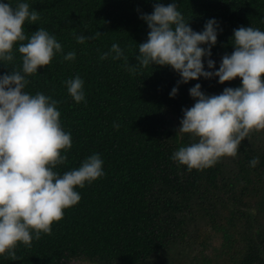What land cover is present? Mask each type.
Segmentation results:
<instances>
[{"label":"trees","instance_id":"1","mask_svg":"<svg viewBox=\"0 0 264 264\" xmlns=\"http://www.w3.org/2000/svg\"><path fill=\"white\" fill-rule=\"evenodd\" d=\"M27 2L39 20L25 22V34L43 27L63 49L27 76L25 88L55 99L61 126L71 134L66 160L54 171L77 168L98 153L104 176L75 188L79 202L64 209L50 234L33 239L31 247L18 244L15 257L0 255V264H264V129L242 140L236 157L206 169L188 170L170 159L192 142L188 134L176 135L182 108L194 103L188 89L200 83L205 94H219L238 87L240 78L222 84L216 77L190 80L170 97L180 78L169 66L137 65L131 73L125 66L137 63V44L147 39L139 16L172 0ZM177 8L194 31L209 18L219 22L222 31L211 49L215 68L233 51V29L264 31V0H177ZM75 35L94 38L79 44ZM114 42L127 59L101 60ZM16 48L14 61L0 64V74L19 70ZM69 51L76 53L72 61L63 59ZM75 76L84 81L86 102L79 104L64 84ZM253 157L258 163L250 167Z\"/></svg>","mask_w":264,"mask_h":264},{"label":"clouds","instance_id":"2","mask_svg":"<svg viewBox=\"0 0 264 264\" xmlns=\"http://www.w3.org/2000/svg\"><path fill=\"white\" fill-rule=\"evenodd\" d=\"M139 18L149 29L147 39L137 44V63L125 66L130 73L137 65L169 66L180 78L170 97L177 94L180 83L190 80L216 77L222 84L240 78L238 87H225L219 94H205L200 83L188 89L194 103L182 108L176 135L182 138L188 134L192 142L180 145L170 159L188 170H200L222 157H236L242 140L252 131L264 129V31L251 26L233 29V51L223 55L215 68L211 49L222 31L215 18L207 19L201 31H194L178 10L177 0L166 5L156 2L150 13ZM38 20V12L27 0H16L15 4L0 0V64L14 61V44L20 54L19 70L0 74V255L11 257H15L18 244L31 247L33 239L50 234L52 223L63 217L64 209L79 202L75 188L104 176V162L98 153L87 156L77 168L62 174L54 171L66 160L71 134L61 126L58 102L25 88L27 76L49 65L63 49L43 27L25 34V22ZM74 38L83 44L94 36ZM109 56L127 59L115 42L99 58ZM75 57V51L63 55L66 61ZM64 84L74 102H86L81 77L67 79ZM257 163L258 158L253 157L249 166Z\"/></svg>","mask_w":264,"mask_h":264},{"label":"rangeland","instance_id":"3","mask_svg":"<svg viewBox=\"0 0 264 264\" xmlns=\"http://www.w3.org/2000/svg\"><path fill=\"white\" fill-rule=\"evenodd\" d=\"M70 264H91V263L83 262V261H80V260H74Z\"/></svg>","mask_w":264,"mask_h":264}]
</instances>
